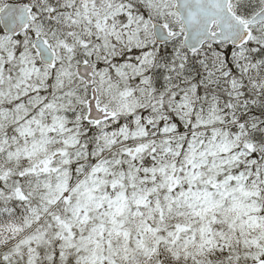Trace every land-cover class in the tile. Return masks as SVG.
<instances>
[{
	"label": "snow or ice",
	"instance_id": "obj_1",
	"mask_svg": "<svg viewBox=\"0 0 264 264\" xmlns=\"http://www.w3.org/2000/svg\"><path fill=\"white\" fill-rule=\"evenodd\" d=\"M0 264H264V0H0Z\"/></svg>",
	"mask_w": 264,
	"mask_h": 264
}]
</instances>
